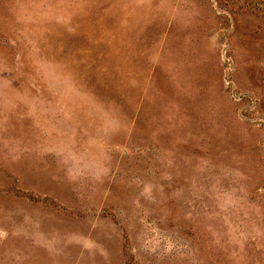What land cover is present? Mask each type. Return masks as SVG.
<instances>
[{"label":"rangeland","instance_id":"rangeland-1","mask_svg":"<svg viewBox=\"0 0 264 264\" xmlns=\"http://www.w3.org/2000/svg\"><path fill=\"white\" fill-rule=\"evenodd\" d=\"M0 264H264V0H0Z\"/></svg>","mask_w":264,"mask_h":264}]
</instances>
